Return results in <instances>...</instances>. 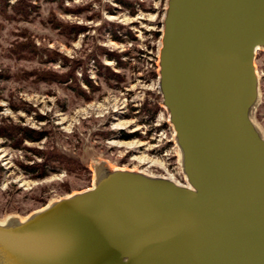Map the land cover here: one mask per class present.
<instances>
[{"label":"water","instance_id":"obj_1","mask_svg":"<svg viewBox=\"0 0 264 264\" xmlns=\"http://www.w3.org/2000/svg\"><path fill=\"white\" fill-rule=\"evenodd\" d=\"M258 49L264 0H167L157 86L185 183L100 165L0 222V264H264Z\"/></svg>","mask_w":264,"mask_h":264},{"label":"rangeland","instance_id":"obj_2","mask_svg":"<svg viewBox=\"0 0 264 264\" xmlns=\"http://www.w3.org/2000/svg\"><path fill=\"white\" fill-rule=\"evenodd\" d=\"M24 1L27 18L12 10L16 0L0 8V120L45 129L48 139L13 149L0 138V222L89 188L100 165L185 183L157 86L160 36L153 33L161 35L167 0ZM254 66L259 94L252 120L264 136V49ZM46 142L82 168L29 177L19 162L40 161L34 149Z\"/></svg>","mask_w":264,"mask_h":264},{"label":"trees","instance_id":"obj_3","mask_svg":"<svg viewBox=\"0 0 264 264\" xmlns=\"http://www.w3.org/2000/svg\"><path fill=\"white\" fill-rule=\"evenodd\" d=\"M47 1L56 2L59 4H62L63 2V0ZM120 1L121 2L119 3L124 4L123 0ZM6 4L7 0H0V8H6ZM27 7L28 5L26 1L16 0L15 4L12 6V10L17 14H22V17L27 18V14L29 13V8ZM153 35L154 38H158L160 36V32H154ZM14 43L17 44L15 47L20 48L22 51L27 50L26 42L15 41ZM69 72L70 76L73 77V70L71 69ZM87 84L91 86L90 82L88 81ZM145 109L147 108H143L142 110L145 111ZM156 112L157 108H154V111H151V117H154ZM37 119L40 121L41 119H43V117L37 116ZM44 130L24 128L19 125L7 123L6 121L0 120V138L5 140V142H7L8 145L13 149H22L24 147V141L36 143L42 141L43 139L47 140L48 134ZM134 135H138L137 132H134L132 134H123V137L129 138ZM34 151L36 158H39L40 161H33L32 164L19 162L20 167H22V169H24V172L32 179H43L47 177L51 171H55L56 169H58V167L64 168L68 172H71L73 169H75L76 165H79V167L82 168L77 157L64 156L58 145H50L49 142H46V148L44 150L34 149ZM4 171L5 169L0 165V180Z\"/></svg>","mask_w":264,"mask_h":264},{"label":"bare ground","instance_id":"obj_4","mask_svg":"<svg viewBox=\"0 0 264 264\" xmlns=\"http://www.w3.org/2000/svg\"><path fill=\"white\" fill-rule=\"evenodd\" d=\"M95 176V175H94ZM184 177V176H183ZM169 179H171V180H173L174 182H176V183H178V184H183V183H180L179 181H176V180H174V179H172V178H170L169 177Z\"/></svg>","mask_w":264,"mask_h":264},{"label":"built area","instance_id":"obj_5","mask_svg":"<svg viewBox=\"0 0 264 264\" xmlns=\"http://www.w3.org/2000/svg\"><path fill=\"white\" fill-rule=\"evenodd\" d=\"M182 177H183V176H182ZM183 180H184L183 182H185V179H184V177H183ZM183 184H184V183H183Z\"/></svg>","mask_w":264,"mask_h":264}]
</instances>
